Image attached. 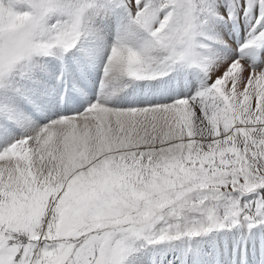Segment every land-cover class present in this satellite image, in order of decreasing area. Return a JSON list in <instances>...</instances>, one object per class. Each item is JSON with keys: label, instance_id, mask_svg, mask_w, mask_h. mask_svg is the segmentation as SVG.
Returning a JSON list of instances; mask_svg holds the SVG:
<instances>
[{"label": "snow or ice", "instance_id": "snow-or-ice-1", "mask_svg": "<svg viewBox=\"0 0 264 264\" xmlns=\"http://www.w3.org/2000/svg\"><path fill=\"white\" fill-rule=\"evenodd\" d=\"M0 264H264V0H0Z\"/></svg>", "mask_w": 264, "mask_h": 264}]
</instances>
